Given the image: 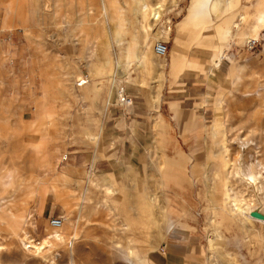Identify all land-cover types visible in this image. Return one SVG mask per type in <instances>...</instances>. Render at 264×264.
<instances>
[{"label": "rangeland", "instance_id": "1", "mask_svg": "<svg viewBox=\"0 0 264 264\" xmlns=\"http://www.w3.org/2000/svg\"><path fill=\"white\" fill-rule=\"evenodd\" d=\"M107 4L119 27L106 19L101 0H0V197H7L0 264H139L150 244L180 234L201 243L199 264H264L255 237L238 219L214 218L211 203L223 190L213 162L234 161L238 150L249 155L236 135L264 149V29L257 39L239 36L264 0H231L219 20L180 29L178 39L191 0ZM155 7L153 22L147 18ZM225 26L233 36L228 48L217 37ZM157 42L167 46L164 57L155 53ZM140 43L147 65L127 61L125 47L137 52ZM233 66L241 68L239 79L229 76ZM78 78L87 84L76 86ZM118 87L133 98L131 107L116 106ZM133 110L142 116L138 133L108 142L106 152L105 114L133 118ZM215 122L229 145L217 157ZM98 160L111 161L113 170L97 171ZM106 184L115 192L107 193ZM146 193L156 198L147 216L132 209ZM12 216L21 220L15 234ZM52 217L62 218L60 240L47 239L56 231ZM172 217L179 223L167 232ZM212 230L221 238L210 255ZM129 237L140 257L130 259L116 245Z\"/></svg>", "mask_w": 264, "mask_h": 264}, {"label": "bare ground", "instance_id": "2", "mask_svg": "<svg viewBox=\"0 0 264 264\" xmlns=\"http://www.w3.org/2000/svg\"><path fill=\"white\" fill-rule=\"evenodd\" d=\"M230 2L231 0L229 1H226V0H191V4L187 9V14L184 16L180 24L182 26L181 29L183 28L184 29L186 28L194 29L193 27L194 24L199 23L204 19H207L209 23H211L213 22L211 20L212 16H214L215 19L219 20L221 13L224 12V10L227 8V5L230 4ZM101 4H102V10L104 11V15L107 17L106 19L111 23L115 22L114 25L119 27L121 24L120 18H117L115 20L114 18L112 19V18H109L108 16L109 11H108V6H107L108 5L107 0H101ZM143 8L147 9V4L144 3ZM147 19L152 20L153 22H156L159 19L158 7L151 9V11L148 14ZM220 28L221 29L217 32V37L218 39H220V41H223V43L225 44V47L228 48L229 43L227 42V40L233 37L231 35V28H229L228 26H225L224 28L223 27H220ZM261 29H264V10L258 11V13L255 16L254 22L246 30L242 31L239 36H241V38L243 39H248V38H250L249 40H251V38L257 39V36H258L257 34ZM143 44L144 43H141L139 57L144 55L142 53L143 47H144ZM165 55L163 56L157 55V56L164 57ZM144 57L146 58L145 63L148 64V60L150 57H147V56H144ZM222 58H223V53L214 62L215 67L218 66ZM235 67L239 68L238 71L235 69ZM240 69H241L240 66H233L230 69L229 76L231 78L239 79L238 73L240 72ZM85 84H87L86 79L78 78L76 82V86L82 87ZM246 94H249V92H244L243 96L244 97L252 96L251 94L250 95H246ZM218 101H222L220 97L218 98ZM211 135L213 137L218 138L215 142V150L212 152L211 155L213 157L215 156L217 157L219 154L220 155L227 154L229 151V145H228V140H227L228 137H227L226 131L223 130L221 132L218 124L215 122L214 125L212 126ZM233 141L235 142V144H238L239 148L247 149L249 151V155L247 158H244V156L239 152L241 150H238L236 148V150H238V155L236 157L234 156L235 157L234 161H232L231 159L229 160L226 157L222 165L217 164V162L216 163L213 162L214 166L218 170L217 177L221 178L220 180H222V183H223V190L221 192V201H219L218 203L217 200L216 201L211 200L212 210L214 211L213 217L219 216L221 217L223 222L229 221L228 223L230 222L232 223L234 219H238L239 228L244 232V234L251 233V235L255 237L257 241V245H258V250L256 251L255 254L258 256L260 253L264 252V248H263V245H264V240H263V237H264L263 235V230H264V158H261L260 156L261 150L264 151V149L261 147V150L258 151V148L256 150V148H254L250 144V142L253 140H246V138H244L242 134L236 135ZM216 148H217V151H216ZM10 180L11 178L9 179V181ZM94 185H96V187L98 186L97 183H94ZM145 195L146 197L144 198L142 212L143 214H146L147 216L149 213L148 211L150 210L149 204L151 201H154V198L152 197H155V195L150 194V193H146ZM164 195L165 194L163 193V196ZM6 203H7V197L1 196L0 197V213L3 212V208H5ZM159 206L161 207L160 204ZM12 217L13 219H11L10 224H12V226L14 227L13 229H15V231L13 234H15L16 228L18 226H21V220L17 216H12ZM62 226L63 225L61 224L59 228H55L56 231L53 234L51 233L47 239H49L50 237H53L56 240H60L63 236L61 232ZM211 235H212V238L210 240L209 253L210 255H213L216 250V246L218 245L216 241L219 240L221 237L218 235V232L216 230H212ZM26 238L27 237L24 236L22 240L23 245L25 246L29 244L28 242L29 238L28 240ZM123 241H125L126 245L122 244ZM123 241L121 240L115 243L116 245H119L120 247H122V249L124 250V252L130 259L137 257L136 247H135L133 237L123 239ZM150 247H151L150 249L151 251L155 250L154 252H156V249L158 248L157 242L155 244L153 243L150 244ZM35 249L39 250L38 248H35ZM138 263L139 264H153L152 261H150V259L148 258V254H145L143 257L138 258Z\"/></svg>", "mask_w": 264, "mask_h": 264}, {"label": "crops", "instance_id": "3", "mask_svg": "<svg viewBox=\"0 0 264 264\" xmlns=\"http://www.w3.org/2000/svg\"><path fill=\"white\" fill-rule=\"evenodd\" d=\"M182 22V21H181ZM180 22V24H181ZM179 24V28L177 30L176 38H179V31L182 28V26ZM184 29V28H183ZM189 28H186L188 30ZM185 30V29H184ZM123 42V41H122ZM140 48H141V43L140 45L137 46V52L132 51L131 45H128L125 47L127 51V61H130L131 59H135L137 62L142 61L143 64L147 65L146 58L143 56H140ZM182 59V58H180ZM118 112H113V113H106L104 118H103V130L101 132V139L102 141H105L103 143L102 148H107L105 149L106 152L110 151V145H108V142H113L116 141L117 139H125L127 137H131L134 134L138 133V130L140 129V118H142L141 115L135 114L133 110V118L132 116H126L124 114L120 115H115ZM103 150V152H105ZM109 153V152H108ZM111 161H96L94 167L96 168L97 171H110L113 170V163H110ZM98 165L99 168L96 166ZM97 185L99 186V183L97 182ZM96 186V185H95ZM97 186V187H98ZM106 192L114 193L115 190L111 189V186L109 184L104 185ZM109 187V188H107ZM166 196V195H165ZM146 195L138 196L137 201L134 203V207L132 209L139 211L140 213L143 214V204H144V198ZM154 201L156 200L155 197ZM153 202V201H151ZM106 202H97L96 208H100L99 204H106ZM131 204V203H130ZM107 205V204H106ZM142 205V206H141ZM166 207V206H165ZM176 218V217H175ZM180 219V218H179ZM179 219H173L170 222V226L167 229V232L174 229L173 227L178 225ZM74 229V233L77 232L75 230V227L72 226ZM166 232V233H167ZM173 235V236H168L166 239L160 244L157 242V245L159 246L158 249L149 252L148 258L150 261H152L153 264H199V257L201 255V243L194 239V235L192 234H180V235ZM164 238V237H163ZM163 240V239H162ZM138 257L139 254L137 255ZM142 256V255H141ZM137 261V259L135 260Z\"/></svg>", "mask_w": 264, "mask_h": 264}, {"label": "built area", "instance_id": "4", "mask_svg": "<svg viewBox=\"0 0 264 264\" xmlns=\"http://www.w3.org/2000/svg\"><path fill=\"white\" fill-rule=\"evenodd\" d=\"M263 40H264V36H263ZM257 43H258V40L250 41L247 43V48L253 49L254 47H256ZM155 51H156V54L159 56L165 55L167 53L166 44L163 42H157L155 45ZM132 105H133V98L129 94H127L124 87L120 88L116 94V106L124 110V109L131 107ZM65 159L66 157H64L63 160ZM61 224H62V218L60 217H52L49 220V226L53 229L59 228Z\"/></svg>", "mask_w": 264, "mask_h": 264}]
</instances>
